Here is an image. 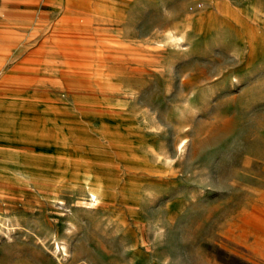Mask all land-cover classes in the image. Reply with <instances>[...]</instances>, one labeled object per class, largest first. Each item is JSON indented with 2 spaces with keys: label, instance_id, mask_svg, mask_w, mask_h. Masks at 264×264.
I'll return each instance as SVG.
<instances>
[{
  "label": "rangeland",
  "instance_id": "1",
  "mask_svg": "<svg viewBox=\"0 0 264 264\" xmlns=\"http://www.w3.org/2000/svg\"><path fill=\"white\" fill-rule=\"evenodd\" d=\"M115 1L0 0V264H264V0Z\"/></svg>",
  "mask_w": 264,
  "mask_h": 264
},
{
  "label": "bare ground",
  "instance_id": "2",
  "mask_svg": "<svg viewBox=\"0 0 264 264\" xmlns=\"http://www.w3.org/2000/svg\"><path fill=\"white\" fill-rule=\"evenodd\" d=\"M68 2H70V1H68ZM115 3H117V2L115 1ZM97 9L98 8H96V10ZM225 11H226V12H224L225 16L230 17V14H229V12L227 11L226 8H225ZM105 12L106 11H104V13ZM83 15H84V13H83ZM69 23H71V22H69ZM75 26H78V25H75ZM251 39L253 41L254 51H256L257 53H260L262 50H264V46L260 43L259 38H257V39L251 38ZM95 53H96L95 56L99 55L98 60H94V59L90 58V60L87 61V58H83L81 56H77V58H79L78 59L79 60L78 63H82V65L84 63L85 64L88 63V64H92L93 65V66H89V67L85 68L86 70H90V69L97 70V71L98 70H102L103 69L102 65L105 63V59H103L101 57L102 55H100L101 54L100 52H95ZM48 61L49 62H47V63L51 64V66H53V67H57V68L64 67V63L63 62H61L59 60H56V59H53V57H50V59H48ZM54 63H58V64H60L62 66H59V65L54 66ZM5 107L7 108V114L12 119H13V117H17V119L19 118V122H20V125H21L20 127H15L13 125H9L8 126L9 129L7 130L6 135H5L7 143L9 142V144H16V143L17 144H29V145H33V146H35V147H37L39 149L55 148L56 150H59V151H64L66 149L65 147H66L67 138L62 134V132H60V131L52 132V131L46 130L44 125L42 124V122H38V124L36 126V129H33L31 127V123H32V125H34V124H33V121H31V120L25 121V123H24L25 125H23L22 124V112H20L19 115H18L17 110H14V108H8L6 105H5ZM12 119H10L9 122L14 123V120H12ZM47 120H48L47 121L48 123L53 124V125L55 124L54 121H52L50 119H47ZM62 121H65V119H59L58 120L59 123L62 122ZM124 124H125V121H121V126H123ZM0 152H1L0 169L1 168H8V165L6 164V162L4 160L2 161V159L11 156V154L14 151H5L4 149H0ZM45 155H48V154H45ZM31 164L34 165V167H36L40 172L46 173L47 175H50L47 171H45L41 167H39V165H35L33 163H31ZM59 181L65 182L62 179L59 180ZM88 192H89V194H90V196H91L93 201L97 200L98 196H101L102 194H106L107 193L106 189H105V187L103 185L88 186Z\"/></svg>",
  "mask_w": 264,
  "mask_h": 264
},
{
  "label": "crops",
  "instance_id": "3",
  "mask_svg": "<svg viewBox=\"0 0 264 264\" xmlns=\"http://www.w3.org/2000/svg\"><path fill=\"white\" fill-rule=\"evenodd\" d=\"M27 84L28 85H26L25 87H22L23 89H24V91H19L18 92V95L20 96L22 93H23V96L26 94V93H28V91H29V89H35V87H32L33 85H35V84H40L41 85V87H42V85H44V84H46V82L45 83H39V82H37V81H28L27 82ZM47 84H49V83H47ZM36 86V85H35ZM38 87V86H37ZM36 87V88H37ZM40 87V88H41ZM65 87H67V86H65ZM76 87V86H75ZM26 89V90H25ZM28 90V91H27ZM75 90V91H74ZM45 91V89L44 90H42V93ZM85 90L82 88V86H77V88L76 89H73L72 87L70 88V89H68L66 92L70 95V97H75L76 99L75 100H79V101H75V100H73V101H75L76 102V106H78L80 109H83L84 110V108H86V106H83L82 105V103H81V98L84 96V94H86L87 92L85 91ZM30 92V91H29ZM46 92V91H45ZM81 92V93H80ZM4 93H5V95H3L4 96V98L6 97V96H9V92H6V91H4ZM46 96V95H45ZM81 106H83V107H81ZM22 146H24V147H26L27 149H29V153H30V155H29V157L28 158H35V156L37 155V154H39V153H44V154H52V153H55L54 151H53V148H51V149H39V148H37V147H35V146H33V145H29V144H21ZM30 163H32V162H34V161H30V160H28ZM33 164H35V165H38L36 162H34Z\"/></svg>",
  "mask_w": 264,
  "mask_h": 264
}]
</instances>
